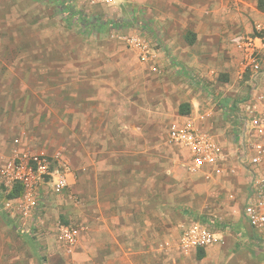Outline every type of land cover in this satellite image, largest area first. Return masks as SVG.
Listing matches in <instances>:
<instances>
[{"label":"rangeland","instance_id":"374dc122","mask_svg":"<svg viewBox=\"0 0 264 264\" xmlns=\"http://www.w3.org/2000/svg\"><path fill=\"white\" fill-rule=\"evenodd\" d=\"M263 14L264 0H0V264L129 263L123 251L135 252L129 264H251L239 218L246 188L234 200L237 188L206 191L213 178L189 170L188 152L167 131L183 106L244 93L235 38L258 35ZM132 27L159 41L170 69L134 57L115 31ZM204 30L215 36L199 43ZM169 38L180 52L168 49ZM198 54L204 65H189ZM229 126L225 117L215 133L230 141ZM37 153L51 157L68 186L43 185L40 210L26 219L1 172L17 154ZM194 220L227 233L186 255L179 237ZM123 224L148 238L133 243ZM62 225L78 229L74 245Z\"/></svg>","mask_w":264,"mask_h":264},{"label":"built area","instance_id":"2783aa9c","mask_svg":"<svg viewBox=\"0 0 264 264\" xmlns=\"http://www.w3.org/2000/svg\"><path fill=\"white\" fill-rule=\"evenodd\" d=\"M123 1L88 0L92 6H116ZM115 31L138 61L153 71L159 70V58L164 52L159 41L135 27ZM257 31L258 35L239 36L235 40L243 56L238 78L246 85L244 93L236 100L212 95L197 109V114L189 111L183 114L182 121H171L167 136L170 142L186 149L192 173H201L206 179L226 174L242 179L246 188L243 217L255 239L264 245V21L257 26ZM229 100L232 101L227 103ZM225 117L232 121L228 127L232 132L230 141L215 133V127ZM1 176L8 189L22 187L21 195L12 200L19 216L26 219L40 210L43 185L54 192L68 186L66 173L53 168L52 159L46 153L17 154L5 164ZM60 230L68 244L77 242V228L62 225ZM220 240L219 233L207 222L194 220L180 234L179 247L184 253H190L206 250Z\"/></svg>","mask_w":264,"mask_h":264},{"label":"crops","instance_id":"0c3cea01","mask_svg":"<svg viewBox=\"0 0 264 264\" xmlns=\"http://www.w3.org/2000/svg\"><path fill=\"white\" fill-rule=\"evenodd\" d=\"M263 16H264V14L262 15V17ZM217 20L219 21V17H217ZM12 31H13L14 35H18L19 34V32L18 31H14V29ZM211 36H215V33L211 32V31L204 30L203 32L202 31L198 32V35H197L198 38L197 39H198V42L200 43L201 42V37H203L204 40H205L206 37H207V40H210ZM238 37H236V38H238ZM236 38H235V40H236ZM167 42H168V49H172L174 51V53L180 52V50H179L180 47L177 44L173 43L174 40H171V38H169L167 40ZM201 45L205 46L203 44V42L201 43ZM22 46L24 47V45H22ZM25 46H26V48L28 47V45H25ZM23 47H22V49H23L22 51H24ZM201 51H203L202 55L205 56L206 49L202 48ZM182 58H183V61L186 62V63H188V59H191L188 56H184ZM195 58H194L195 60L192 59V61L190 63H188V64L192 65V64L195 63L196 66H198L199 68L202 67L204 65L205 60H201V58L199 57V54ZM242 58H243L242 54L238 50H235V54L233 55V59H234V62H235L234 65L239 67V69H241ZM22 61H24V59ZM167 62L168 61L166 60V58L164 56L162 57V59H161V56H160V58H159V67H160V69L161 68L164 69L165 67H166L165 69H167L168 67L170 69V66H169V64ZM173 62H176V59L173 60ZM22 65H23V62H22ZM178 71H181V70L179 68L175 69V73L178 72ZM204 78H206L208 80H211V79L213 80V77L210 76L209 74H205ZM235 82L236 81L234 80V84L233 85H235ZM236 84H237V82H236ZM229 86L230 85H228L226 87V89L229 88V89L233 90V91L231 90L230 92H235V90L232 87H229ZM219 88L223 89V87H219ZM225 99H227V98H225ZM197 109H192L191 111H193L194 114H197ZM184 118L185 117L183 116V113H181V114H179L177 116V118L175 120H179V121L181 120L182 121ZM199 174H201V173H199ZM224 179H228V182H225ZM211 181L213 183H212V185L209 184V186L206 184L207 182H205L204 186L207 187V188H205L206 191L211 189L214 192H216V191L219 192V191L222 190V188H237V189H234L233 191L232 190L229 191V193L234 195V198H232V200H234L240 194V193H237L239 188H240V190H242V187H244L243 189H245L244 183H243L242 179L239 176H234V175H230V174H226V175H223V176H214L213 180H211ZM240 195H241V197H239V199L242 201V208H241V210H239L240 211L239 218H241L242 221L244 223H246V225L249 227V232L250 233L246 237V240L248 241L249 245L252 247V250L248 254H246V256L250 257V260L252 261L251 264H264V245L259 243L255 239L253 230L251 229V227L247 223V221L244 219L243 213H242L243 203H244V199H245V195H246V189H245V191H242ZM239 204H240V201H238V205ZM238 205L236 206L235 203H230L229 204V206L232 207L233 209L238 208ZM234 206H236V207H234ZM134 226L135 225L133 224V230L134 231L132 230V226H127L126 224H123L121 226L123 228L122 230L124 231V233H126V234L130 233L132 235L131 241L133 243H139V242H142L143 239L148 238V236H144L143 237V234L139 230L140 228L139 227H134ZM130 230H132V231H130ZM215 231H217L219 233V235H226V233H227V230H215ZM192 252H194V251H192ZM192 252L184 253V254L190 255V254H192ZM120 258L124 259L125 261H127L129 263H133V261L134 262L136 261L135 252L131 253V251H123V253L121 252V257ZM129 263L125 262L124 264H129Z\"/></svg>","mask_w":264,"mask_h":264},{"label":"trees","instance_id":"16d2710c","mask_svg":"<svg viewBox=\"0 0 264 264\" xmlns=\"http://www.w3.org/2000/svg\"><path fill=\"white\" fill-rule=\"evenodd\" d=\"M181 113H183V114L189 113V110L185 106H183L181 109ZM21 193H22V187L21 186H15L11 189V192L9 193V197L10 198L17 197V196H20ZM199 251H204V249H199ZM203 253L204 252H202L200 254V257L204 256Z\"/></svg>","mask_w":264,"mask_h":264}]
</instances>
